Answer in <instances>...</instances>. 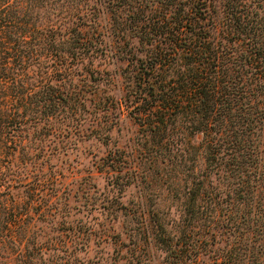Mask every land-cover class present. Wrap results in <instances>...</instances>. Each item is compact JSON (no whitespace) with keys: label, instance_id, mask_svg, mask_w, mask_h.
<instances>
[{"label":"trees","instance_id":"trees-1","mask_svg":"<svg viewBox=\"0 0 264 264\" xmlns=\"http://www.w3.org/2000/svg\"><path fill=\"white\" fill-rule=\"evenodd\" d=\"M216 1L99 3L117 32L152 46L144 58L126 49L114 54L135 62L131 92L121 102L136 109L153 147L175 157L186 145L194 155L191 136L201 134L205 172L202 180L191 175L183 202L190 225L203 211L205 234L213 237L217 227L229 238L215 264H264V1L256 10L249 0H219L222 17ZM91 2L0 0V87L11 89L1 96L0 118L19 120L27 109L31 122L48 124L49 134L77 110L82 93L73 79L81 71L91 78L93 58L106 51ZM157 230L166 264L177 258L187 264L161 223Z\"/></svg>","mask_w":264,"mask_h":264},{"label":"rangeland","instance_id":"rangeland-1","mask_svg":"<svg viewBox=\"0 0 264 264\" xmlns=\"http://www.w3.org/2000/svg\"><path fill=\"white\" fill-rule=\"evenodd\" d=\"M249 1L258 10L264 0ZM215 3L222 17L223 6ZM91 4L106 51L93 58L91 78L81 71L73 79L82 93L77 110L49 134L48 124L31 122L27 109L20 122L0 118V262L166 264L155 236L161 223L187 264H215L229 238L217 227L213 237L205 234V212L191 226L183 210L191 175L202 180L205 172L201 134L191 136L194 155L186 145L173 149L175 157L153 147L136 109L121 102L131 92L135 62L117 56L126 49L144 58L152 46L129 38L127 30L117 32L107 7ZM10 90L0 87V99Z\"/></svg>","mask_w":264,"mask_h":264}]
</instances>
